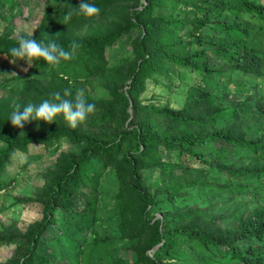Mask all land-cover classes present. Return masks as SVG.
Instances as JSON below:
<instances>
[{
	"label": "rangeland",
	"instance_id": "1",
	"mask_svg": "<svg viewBox=\"0 0 264 264\" xmlns=\"http://www.w3.org/2000/svg\"><path fill=\"white\" fill-rule=\"evenodd\" d=\"M134 3L135 0H127L122 7L112 9L106 16L98 19L89 18L83 25H76L81 20L77 17L72 25L73 30L78 26L79 30L76 32L83 36L90 29L101 28L106 31L125 20ZM171 6L167 10L171 19L192 21L204 17L197 8H205L207 5L201 3V0H183L181 3L176 0ZM67 8H70L67 0H0V35L5 32L9 23H12L17 32L25 34L39 31L45 35H58L70 28L67 20L62 18L63 11ZM172 28L177 33L178 43L172 49L176 55L193 54L204 48L199 42L211 41L218 34L213 29L208 32L200 29L202 36L193 37L190 24L179 23ZM140 35L139 30L125 34L110 48L96 51V57H84L85 55L75 52L72 59L62 60L55 69L50 70L48 66L40 64L32 71L31 78L44 85L63 79L67 83L68 92L74 97L82 94L85 98L94 100H112L116 90H125L130 80L127 78L122 83L111 82L112 76L116 78V71H127L134 63H138L132 42ZM207 54L213 59L210 50ZM8 56L7 53L0 54V118H3L7 128L17 130L8 120L10 113L17 107L22 111L27 104H38L42 100H29L26 105L14 104V100L21 96L20 92L25 91L30 78L25 75L31 66L23 61L12 64ZM210 64L212 69L219 67L215 59ZM164 66L162 74L153 73L151 78H144L141 89L137 92L138 100L144 106L138 116L140 122H153L164 130L170 120L146 106L181 110L195 89L194 91L218 93L223 101L230 99L235 103H242L237 107L239 114L236 121L248 131L247 138L252 137L254 130L256 137L264 133V121L256 108L259 100L264 102V77L247 76L229 70L207 75L191 66L173 63L168 59ZM10 93L14 95V99L3 104V99H9ZM104 115L102 110L97 109L74 129L110 142L119 132L125 131L127 121L119 118L118 121L109 122ZM25 124L32 130L41 131L45 122L29 120ZM49 124L70 127L62 114H58L56 120ZM2 146L0 143V147ZM134 146L135 143L129 140L114 151L113 155L120 162ZM84 147V144L72 143L67 137H53L46 143L30 145L25 153L19 152L10 158V165L0 177L1 236L8 238L11 234L23 235L43 219L52 182L59 175L58 166L69 155L80 154ZM152 152L157 154L151 156V166L143 173L142 186L151 197L167 202L163 209H150L146 218L167 216L175 226L198 223L207 229L215 224L217 227L231 229L236 223L232 214L241 216L244 212L245 216H249L253 208L264 207V192H250L244 188L236 190L235 197H232L227 193L228 190L217 186L230 182L217 169L202 167L194 162L177 161L175 154L166 152L163 147L153 148ZM239 155L245 156L240 161L246 166L250 157L252 162H256L255 157L252 158L245 150L239 152ZM236 158L235 156V161ZM121 166L123 165L119 164L114 167L106 161L95 160L90 174L92 183L88 187L76 183L68 189V199H57L63 214L60 210L58 223L48 229L41 242L42 254L48 258L49 264H147L146 256L151 257L154 252L162 254V261L167 264H217L212 262L211 257L203 260L204 249H199L187 237L179 241L174 237L172 240L177 242V247L168 253L164 245L157 251L161 244L152 250L145 249L152 232L132 239L124 236V230L127 232L128 224L134 216L128 213L127 219L121 217L122 207L126 208L131 200L127 193L129 179L120 178ZM260 176L264 180V175L260 173ZM175 186L178 188L174 189ZM235 206H241L239 211H234ZM228 223L232 225H227ZM19 246L17 238L11 242H0V264L12 258Z\"/></svg>",
	"mask_w": 264,
	"mask_h": 264
},
{
	"label": "trees",
	"instance_id": "2",
	"mask_svg": "<svg viewBox=\"0 0 264 264\" xmlns=\"http://www.w3.org/2000/svg\"><path fill=\"white\" fill-rule=\"evenodd\" d=\"M125 1L127 0H90L100 8L99 16L91 19L106 16L112 9L122 7ZM175 1L135 0L125 20L106 31L101 28L90 29L83 36L77 34L78 26L74 30L72 26L77 17L81 20L76 25L78 23L83 25L89 19L78 14L75 8L79 6L81 0H67L70 8L63 11L62 18L67 20L69 29L58 35L34 32V39L45 41L53 39L69 51L75 43L78 46L76 52L92 58L96 51H104L123 35L139 30L140 37L132 42L138 63H134L127 71L119 68L120 70L115 72L117 79L112 76L111 82L122 83L127 78L131 80L125 90L123 88L120 91L116 90L112 100H94L86 97L89 103L96 105L95 110L104 112L107 121H118L119 118L127 121L125 131L119 132L110 142L82 134L71 127L49 123H45L41 131L32 130L26 124L22 128L13 130L7 128L3 118H0V143L3 145L0 147V177L10 165V158L16 153H25L30 145L46 143L53 137H67L72 143L85 145L80 154L69 155L58 166L59 175L52 182V191L47 196L43 219L23 235L11 234L8 238L0 235V242H11L14 238L20 242L13 257L4 264H49L48 258L42 254L41 242L48 229L58 223L57 219L60 218L61 212L63 214L58 207L57 199L61 201L68 199V189L76 183L86 187L92 183L90 174L95 160L106 161L108 165L114 167L123 165L119 170L120 178L129 179L127 193L131 200L126 208L122 207L121 217L127 219L128 213L134 216L128 224L127 232L124 230V236L132 239L152 232L145 249L152 250L161 244L157 251H160L164 245L169 253L171 249L177 247V242L172 240L174 237L178 241L187 237L188 241L195 242L199 249H204L203 260L211 257L212 262L217 264H264V207L253 208L249 216H245L244 212L241 216L232 214L236 223L231 229L217 227L216 224L207 229L198 223L175 226L167 216L156 219L153 216L146 218L150 209H163L167 202L151 197L142 186L143 173L151 166L149 164L151 156L157 154L152 152L153 148H165L166 152L175 154L177 161L184 160L201 164L202 167L209 169H217L230 179V182L217 186L228 190L227 193L232 197H235L236 190L240 191L244 188L250 192H264V180L260 179V173L264 175V133L256 137L254 130L252 137L247 138L248 131L240 127L236 121L239 114L237 107L242 103H235L230 99L223 101V97L218 93L200 92L194 89L181 110L146 106L147 109L159 112L170 120L164 130L153 122L138 120L144 106H141L137 92L141 89L144 78H151L153 73H163L166 59L173 63L191 66L207 75L229 70L247 76L264 77V0L260 2L201 0V3L207 6L197 9L204 17L192 21L170 18L167 10ZM182 1L178 0L179 3ZM161 9L163 10L160 11ZM179 23L192 25L193 37L202 36V33H199L200 29L204 32L213 29L218 34H215V39L211 41L199 42V45H204L201 50L190 55H176L172 49L178 43L177 33L172 26ZM18 33L25 34L17 32L12 23L7 24L5 32L0 35V54L9 55L8 50L17 44ZM208 50L212 52L213 59L208 57ZM214 59L216 64H219L217 69L211 68L210 62ZM40 64L47 66L44 61L34 62L33 67L31 66L25 75L30 77L25 91L20 92L21 96L14 100V104L26 105L29 100L38 102L51 99L55 93L63 96L68 91L67 83L63 79L44 85L31 78L32 71ZM65 98L75 97L71 94ZM11 99H14V95L10 93L9 99H3V104L12 101ZM259 101L256 108L261 112L259 117L264 121V102ZM129 140L135 143L134 149L127 151L120 163L113 153ZM242 150L250 153L252 158L255 157L256 162H252L250 157L249 164L247 166L243 164L240 159L245 156L239 155ZM206 156L209 158L206 159ZM240 207L235 206L234 211H239ZM146 263L167 264L162 261V254L159 252H154L151 257L146 256Z\"/></svg>",
	"mask_w": 264,
	"mask_h": 264
},
{
	"label": "clouds",
	"instance_id": "3",
	"mask_svg": "<svg viewBox=\"0 0 264 264\" xmlns=\"http://www.w3.org/2000/svg\"><path fill=\"white\" fill-rule=\"evenodd\" d=\"M75 8L78 14L86 18L97 17L100 14V8L90 0H81L79 6ZM70 15L69 13V18ZM77 47L73 43L69 51L53 39L37 40L33 38V33H18L17 44L8 50V58L12 64L23 61L32 67L34 62L44 61L51 70L57 68L62 60L72 59ZM68 96H71L68 91L63 96L60 93H55L51 99H43L38 104H27L22 108V111L17 107L10 113L8 120L13 126L22 128L29 120L52 123L58 114H62L68 125L71 128H76L79 123L86 120L89 114L95 111L96 105L89 103L82 94H78L74 99L65 98Z\"/></svg>",
	"mask_w": 264,
	"mask_h": 264
},
{
	"label": "water",
	"instance_id": "4",
	"mask_svg": "<svg viewBox=\"0 0 264 264\" xmlns=\"http://www.w3.org/2000/svg\"><path fill=\"white\" fill-rule=\"evenodd\" d=\"M129 83H131V80L129 81Z\"/></svg>",
	"mask_w": 264,
	"mask_h": 264
}]
</instances>
